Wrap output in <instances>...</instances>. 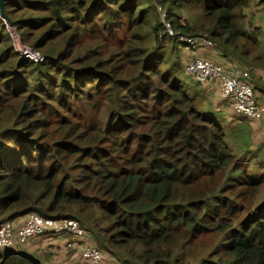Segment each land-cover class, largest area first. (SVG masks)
<instances>
[{
  "label": "trees",
  "instance_id": "trees-1",
  "mask_svg": "<svg viewBox=\"0 0 264 264\" xmlns=\"http://www.w3.org/2000/svg\"><path fill=\"white\" fill-rule=\"evenodd\" d=\"M174 1L193 13L191 19L200 16V24L182 25L181 12H172ZM156 2L171 11L173 33L212 42L183 44L191 53L181 59L184 71L194 56L227 70L239 68L255 103L264 107L259 97L264 96L260 26L252 14L242 12L247 7L258 12L257 5L264 12V0ZM152 4L4 2L0 221L29 212L76 219L101 253L100 264H192L191 256H183L192 245L187 240L220 228L227 233L220 264H264V143H256L261 145L255 150L249 139L242 140L241 131L233 132L238 125L264 132V114L253 119L237 113L220 93V82L178 77L174 62L162 66L165 55L158 44L170 37L159 34L160 20L153 24ZM252 26L256 32L250 31ZM12 29L33 40L29 46L41 61L19 59ZM147 29L157 45L154 51L145 44ZM187 77L196 91L189 90ZM197 91L204 94L200 100ZM202 103L211 112L200 108ZM224 109L231 114L226 119L238 123L234 128L220 123ZM254 154L261 160L257 165ZM55 237L60 236H47ZM94 237L109 257L94 244ZM24 252L22 246L4 248L0 264L50 262ZM68 253L70 259L82 261Z\"/></svg>",
  "mask_w": 264,
  "mask_h": 264
},
{
  "label": "rangeland",
  "instance_id": "rangeland-1",
  "mask_svg": "<svg viewBox=\"0 0 264 264\" xmlns=\"http://www.w3.org/2000/svg\"><path fill=\"white\" fill-rule=\"evenodd\" d=\"M152 1H153V4H152L153 5V12H155V16H156V21H153V24H156L160 20V22L163 24L162 25L163 29L160 30L159 34L164 33L163 36L168 34V36L170 37L169 39H166V37L165 38L163 37L161 39V42L158 44V46H159L158 48H163V50H164L163 52L165 55V61L163 62L162 66H164L165 64H169L171 62H174L176 64L174 67V68H176V71L173 74H175L178 77L180 76L182 78H184V76H189V74H186L184 69H183L181 59L183 57H190L191 53H190L189 48H187L183 45L185 42H183L182 44L179 45L178 39L181 37H190V36L189 35L183 36L181 34H185V33H180V32L173 33L171 26H170V24H171L170 20L173 19V16L169 17V13H167V12H171V11L169 10L168 6L166 4L156 2V0H152ZM251 5L252 4H250V6ZM257 6L259 8L257 10L258 12H252L251 7H247V8L242 10V12H244L246 16H250L252 14L255 17L254 23H256V21H259V23H260L261 20L264 18V12L261 9L262 7L259 5H257ZM171 8H172V12H181V18L179 21L182 25L198 26V24H200L201 17L197 16V17H195V19H191V16L193 13L189 12L187 9H185V7L181 8L179 1L172 2ZM15 16H17V14ZM158 17H159V19H158ZM12 18H13V16H12ZM168 18H169V20H168ZM2 21L4 24H6L7 27L9 26V24H8L7 20H5V18H2ZM258 30H259L258 36H260V40H261L260 44H261V47L264 48V28L259 27ZM250 31L256 32V28H254L252 26ZM9 34L11 37V43H12V46L14 48V51H16L18 53L20 60L27 59L23 55L28 51L32 52L33 54L39 53L38 51L36 52L33 48H31V46H29V45L33 44V40H25L24 36L20 35L14 29L10 30ZM144 36H145V44L147 45L148 49L150 51L156 50V49H153V48H156V46H157L154 43V37H153L152 33L150 31H148V29L144 31ZM171 39L175 40L174 44L171 43V41H170ZM34 40H35V38H34ZM88 40H90V39H88ZM129 42H131V37H129ZM187 78H186V80H187L188 85H189L188 86L189 90L191 92L193 90L196 91L195 86L191 83V79L189 77H187ZM199 95H201V98L204 97V94L202 92L200 93V91L199 92L197 91V96H198L199 100H200ZM259 97H261L260 98L261 101H262V99H264V96L262 94L259 95ZM210 100H211V102H213V98H211ZM200 108L211 112V110L204 103L200 104ZM228 115H231L228 112V109H224L223 111H221V115L219 118L220 123L222 125H224L225 127H233L234 128L236 126V124H238V123L235 122V119H229V120L226 119V117ZM240 120H242V118H240ZM242 121L248 122L245 119H243ZM242 126H245V125H242ZM251 129H252V132H251V136H250V134L247 132H249ZM251 129L245 128V129L241 130V126L238 125L234 129L233 132L241 131L243 133V136H241L242 140L245 141L246 139H249L251 141L252 148H255V150H256L258 148V146L261 145V144H256V143H258V142L264 143V132H258V129L254 128L252 126H251ZM234 136H236V134H234ZM238 139H240V138H238ZM248 154L249 153H244L245 156H248ZM242 155L243 154L241 153L240 156H242ZM259 161H261V160H259V157L254 154V163L257 165V163ZM260 197H264V187L262 188V190L260 192ZM244 204H246V203H244ZM250 206L252 207V205H250ZM4 220H8V219H4ZM73 221L75 223L77 222L79 224V222L76 219H73ZM226 234H227L226 232H223L220 230V228H218V229H213L209 233L205 232L202 235H192L187 240L192 245L190 247L187 246L184 249L183 256H191L192 257V264L199 263L200 261H202L203 264L204 263H206V264H220V263H222L224 260L226 251H227L226 248H224V246L227 244H223L225 242V239H226V237H225ZM48 235L49 234H47L45 236V238ZM184 235L186 237L187 233H185ZM93 240H94V244L95 243L97 244V246L99 247V249L101 250L103 255L105 252L107 255L106 257H109L108 256L109 253L107 252L106 248L103 245L99 244L96 241L95 237ZM52 244L55 245L56 247L58 246L59 248H57L56 250H53L55 247H53L51 245L45 247L46 249H44V252H45L44 255H45V259H47L46 260L47 263L50 261L51 263L49 262V264H56V263L57 264H86L83 260L81 262H78V260L76 258L70 259L66 253L61 252V250L62 251L66 250L65 243L63 245H61L59 243H55V241H54ZM62 246H64V247H62ZM63 248H64V250H63ZM82 248H84V246ZM22 250H25L23 248V246H22ZM37 250H40L39 254L36 253L35 251L32 253H29L26 250L23 254H24V256H27V257H30V255H31L32 258H34V259H36V258L40 259L39 257H41L40 253L42 252V250L39 247L37 248ZM80 250H81V248L75 249L74 254L79 256L78 252ZM45 259H40V260L44 261Z\"/></svg>",
  "mask_w": 264,
  "mask_h": 264
},
{
  "label": "built area",
  "instance_id": "built-area-1",
  "mask_svg": "<svg viewBox=\"0 0 264 264\" xmlns=\"http://www.w3.org/2000/svg\"><path fill=\"white\" fill-rule=\"evenodd\" d=\"M180 40L188 45H194L201 41L204 45H212V42L205 38L181 37ZM23 56L33 62H39L43 59L39 53L33 54L30 51ZM185 71L202 83L220 82V93L232 102L237 113L253 119L264 114V107H259L255 103L251 87L244 82L247 76L241 69L227 70L209 60L194 56L186 65ZM50 233L76 239L74 248H81L78 254L86 264H100L102 262L99 250L89 239H86L87 230L77 222L75 223L73 219L47 218L35 212L24 215L19 223H14L12 220L0 221V250L25 246L27 243ZM69 245L72 246V244ZM83 246L84 248H82Z\"/></svg>",
  "mask_w": 264,
  "mask_h": 264
},
{
  "label": "crops",
  "instance_id": "crops-1",
  "mask_svg": "<svg viewBox=\"0 0 264 264\" xmlns=\"http://www.w3.org/2000/svg\"><path fill=\"white\" fill-rule=\"evenodd\" d=\"M258 23H259V21H256V25H258ZM259 26L260 27H263L264 28V18L261 20V22L259 23ZM22 216L21 217H17V218H14V219H12V221L14 222V223H19L21 220H22ZM69 239H68V238ZM67 240H69L67 243H66V241ZM90 240H91V238H90ZM35 241V242H34ZM34 241H31V242H29V243H27V246H28V252L29 253H32V252H36V253H38L39 254V252H40V250H37V248L39 247V248H42V249H46L45 247H47V246H49V245H51V246H53V247H55L53 250H56L57 248H59L58 246L56 247L55 245H53L52 243L55 241V243H59V244H61V245H63L64 243H66L65 245H66V248L68 249V251H70V252H74V250H75V248H74V245L76 244L75 242H76V239H74V238H72V237H70V236H65V235H62V236H60V237H55V238H52V239H49V238H45V237H43V238H40V239H37V240H34ZM91 243L93 242L92 240L90 241ZM69 244H72V246L71 245H69ZM62 247H64V246H62ZM70 247V248H69ZM23 248L26 250V247L25 246H23ZM63 250H64V248H63ZM68 251H64L66 254H69V255H71L70 253H68ZM61 252H62V250H61ZM35 255V254H34ZM36 257V256H35ZM70 257H72V255L70 256ZM40 259H45V255L44 256H42V257H39ZM38 259V258H37ZM39 259V260H40Z\"/></svg>",
  "mask_w": 264,
  "mask_h": 264
},
{
  "label": "water",
  "instance_id": "water-1",
  "mask_svg": "<svg viewBox=\"0 0 264 264\" xmlns=\"http://www.w3.org/2000/svg\"><path fill=\"white\" fill-rule=\"evenodd\" d=\"M7 0H0V14H3L4 2ZM3 250V249H1ZM5 250H12V248H5Z\"/></svg>",
  "mask_w": 264,
  "mask_h": 264
}]
</instances>
